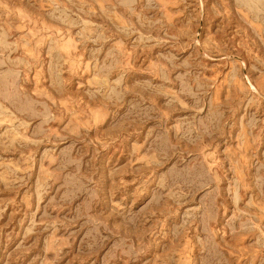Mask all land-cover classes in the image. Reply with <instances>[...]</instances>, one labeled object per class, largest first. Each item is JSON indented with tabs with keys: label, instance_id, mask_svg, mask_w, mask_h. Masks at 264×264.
<instances>
[{
	"label": "rangeland",
	"instance_id": "rangeland-1",
	"mask_svg": "<svg viewBox=\"0 0 264 264\" xmlns=\"http://www.w3.org/2000/svg\"><path fill=\"white\" fill-rule=\"evenodd\" d=\"M0 264H264V0H0Z\"/></svg>",
	"mask_w": 264,
	"mask_h": 264
}]
</instances>
